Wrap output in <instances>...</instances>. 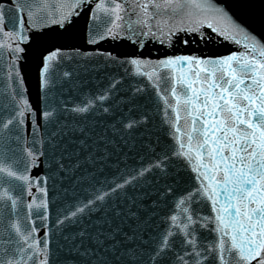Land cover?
Returning a JSON list of instances; mask_svg holds the SVG:
<instances>
[{"label":"snow or ice","instance_id":"6c2138e0","mask_svg":"<svg viewBox=\"0 0 264 264\" xmlns=\"http://www.w3.org/2000/svg\"><path fill=\"white\" fill-rule=\"evenodd\" d=\"M81 15L93 50L42 54L33 106L27 45ZM247 16L216 0H0V264H264V7ZM213 34L244 51L144 55Z\"/></svg>","mask_w":264,"mask_h":264},{"label":"water","instance_id":"95a60500","mask_svg":"<svg viewBox=\"0 0 264 264\" xmlns=\"http://www.w3.org/2000/svg\"><path fill=\"white\" fill-rule=\"evenodd\" d=\"M217 3L226 7L237 17L248 18L247 13L249 11H253L255 13H259L260 9L264 7V4H261L260 0H254V4L251 9L246 8L241 0H216ZM75 24L68 31H64L55 26H49L46 29L42 30V33L36 36L30 44L27 45L26 52L24 54V58L19 61L18 67L21 70L25 88L27 92L28 98L31 100L33 106L37 105L38 95H39V87H38V66L39 59L42 54H46L48 50H52L56 47H60L63 50L67 51L70 48H80L82 51H92L93 46H90L86 43V16L81 15L79 18H74ZM257 30H259L258 25H253ZM189 40L192 37H188ZM96 47L110 50L114 52H121L124 49L118 47L114 42L108 41L103 44L97 45ZM159 45H154L149 43L147 47L144 49V55L151 56L156 58L157 55H163L165 52L172 54L175 52L176 54H190L195 53L201 56H216V55H227L230 52L244 51L242 44L236 45L231 41L224 40L223 38L216 37L213 34V38L207 44L199 43V44H190L187 48L183 45H178L174 49H160L159 53H157V49ZM95 75V74H94ZM100 80H103V73L100 74ZM94 82H97L94 80ZM30 129V125H29ZM40 174V170H33L32 175L38 176ZM49 199L52 201L51 205V216L50 221H48L49 227H51L54 231V221L57 216V206H56V192L49 185ZM37 225L40 227L39 236H43L44 228L40 225L39 220H37Z\"/></svg>","mask_w":264,"mask_h":264}]
</instances>
